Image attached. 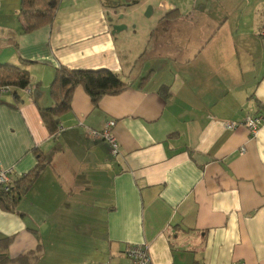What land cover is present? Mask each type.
<instances>
[{"label":"crops","instance_id":"1","mask_svg":"<svg viewBox=\"0 0 264 264\" xmlns=\"http://www.w3.org/2000/svg\"><path fill=\"white\" fill-rule=\"evenodd\" d=\"M134 2L148 21L116 13ZM19 9L0 0V64L30 78L19 99L0 96V170L16 181L49 160L16 212L0 205L9 258L129 264L127 247L143 245L152 264H264V122L253 139L226 129L264 118V0H61L31 33ZM59 66L126 87L96 106L77 87L50 131L40 109ZM109 121L115 157L90 136Z\"/></svg>","mask_w":264,"mask_h":264},{"label":"trees","instance_id":"2","mask_svg":"<svg viewBox=\"0 0 264 264\" xmlns=\"http://www.w3.org/2000/svg\"><path fill=\"white\" fill-rule=\"evenodd\" d=\"M61 0H20L19 18L22 20L23 33H31L42 27L51 25L56 18ZM179 13L174 10L168 12L166 18H176ZM14 46H16L14 44ZM28 64V62L23 63ZM144 78L141 83L146 81ZM30 78L28 71L13 64H0V87L8 86L13 99H19L18 91L28 88ZM77 87H82L90 97L93 105H97L105 96L120 94L126 84L120 76L112 71L100 70H72L59 66L49 85V95L52 104L46 109H40L46 127L53 131L58 126V118L70 110L72 94ZM46 155H36V165L18 180H11L8 192L0 188V205L11 212H16L21 199L26 195L38 177L40 168L47 164ZM10 239H0V264H36L31 253L23 254L16 259L8 256ZM34 262V263H33Z\"/></svg>","mask_w":264,"mask_h":264},{"label":"built area","instance_id":"3","mask_svg":"<svg viewBox=\"0 0 264 264\" xmlns=\"http://www.w3.org/2000/svg\"><path fill=\"white\" fill-rule=\"evenodd\" d=\"M264 35V33H262ZM11 92L10 87L1 86L0 87V96L9 95ZM264 122L262 116L248 117L242 123H227V130H234L238 126H243L248 130L250 138H255L261 124ZM115 126L114 121H109L104 129L101 132H90V136L94 138L103 139L110 147V154L115 157L118 154L119 145L116 141V138L112 134V128ZM244 150H242L243 152ZM9 172L0 170V188L8 192L11 187V179L9 177ZM125 256L129 261V264H152L148 250L146 246L143 245H131L128 246L125 250Z\"/></svg>","mask_w":264,"mask_h":264},{"label":"rangeland","instance_id":"4","mask_svg":"<svg viewBox=\"0 0 264 264\" xmlns=\"http://www.w3.org/2000/svg\"><path fill=\"white\" fill-rule=\"evenodd\" d=\"M134 3H136V2H134ZM134 3H129V4L126 3L124 5L120 4L121 6L116 4V5H114V8L116 9V13L117 12H123L125 14V16H126L125 21L127 20V21L133 22V21H136L140 16L144 17L146 19L145 21H148L149 18H146L147 17L146 14L148 13L149 7H146L144 9L145 4H143L142 2L136 3V4H134ZM138 25L140 27L139 22H138ZM130 26H131V28L129 29V31L132 33L133 32V30H132L133 25H130ZM101 232H103V231L101 230ZM96 234H99L98 230L96 231Z\"/></svg>","mask_w":264,"mask_h":264},{"label":"water","instance_id":"5","mask_svg":"<svg viewBox=\"0 0 264 264\" xmlns=\"http://www.w3.org/2000/svg\"><path fill=\"white\" fill-rule=\"evenodd\" d=\"M150 10H151V9L149 8V9H148V12H149V13H147L146 16H148V15L150 14ZM116 30H117V29H116Z\"/></svg>","mask_w":264,"mask_h":264}]
</instances>
